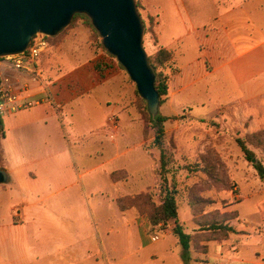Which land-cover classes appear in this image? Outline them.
Instances as JSON below:
<instances>
[{
  "label": "rangeland",
  "instance_id": "374dc122",
  "mask_svg": "<svg viewBox=\"0 0 264 264\" xmlns=\"http://www.w3.org/2000/svg\"><path fill=\"white\" fill-rule=\"evenodd\" d=\"M136 3L144 25V49L147 56L154 59L162 49L154 32L156 18L149 13L150 0H136ZM50 43L51 47L40 59L42 86L78 87L77 81L90 85L93 74L90 78L85 77L86 68H80L81 62L87 60L90 63H107L112 69L108 75L115 82L123 83L128 103L125 112H113L112 106L106 104L103 86L97 85L94 94L84 98L74 118L64 119L63 125L70 137L73 136L72 131L90 134L102 130L107 133L113 142L109 153L112 157L117 152L126 154L128 169L111 173L115 188L100 174L101 170L95 169L94 174L85 175L78 181L82 197L79 193L66 195L61 192L45 202V185L40 169H12L9 181L0 184V264H62L56 255L45 260L36 258L35 243H93L96 247L98 243L105 247L107 243H140L138 230L152 243H172L171 238L154 242L157 240L153 237L163 238L172 231L174 221L152 227L149 219L150 213L161 204L166 188L161 184L160 149L153 145L154 130L146 100L118 59L104 47L101 36L87 16L78 15L60 34L51 37ZM188 55L196 54L190 51ZM94 57L96 60H92ZM203 61L197 70H211V62ZM93 66L90 64L89 67ZM176 69L172 53L169 64L156 67L157 72L168 76L167 86ZM7 75L10 77L13 73L7 71ZM209 88L168 87V96L162 98L164 100L159 107L160 114L172 117L164 124V148L171 158L168 184L172 183V178L175 179L178 221L185 232L193 235V245L199 248L192 246L191 251L197 254L199 262V257L205 254L203 245L230 238L231 233L221 239L225 232L210 230V225L221 223L232 228L236 225L239 189L244 192L246 182L261 188L264 183L254 166L245 160L237 142V139H242L247 143H257L254 135L262 131H252L259 127L262 119H248L242 110L244 107L247 111V105L237 102L238 93L234 87ZM263 106L264 95L249 108ZM110 119L116 120L117 130L110 125ZM121 129L126 134L119 139L116 135ZM141 130L146 141L143 146L138 145ZM4 137L5 130L0 132L1 147ZM261 139L264 141V136L261 135ZM248 147L264 164V146L262 149L254 145ZM106 156L107 150L100 151L99 146L91 142L86 148L76 151V169L82 173L85 167L102 161ZM0 164H4L3 151L0 152ZM144 165L147 166V177L140 173ZM50 178V190L57 189L58 183L63 184L62 179L57 181L55 173ZM108 184V187H103ZM91 186L101 187L95 189L96 196L92 197ZM260 200L263 196L246 200L242 212L251 213ZM98 209L103 211L97 212ZM217 235L221 236L218 240ZM9 239L12 243L8 249L5 242ZM109 264L115 263L110 261Z\"/></svg>",
  "mask_w": 264,
  "mask_h": 264
},
{
  "label": "crops",
  "instance_id": "0c3cea01",
  "mask_svg": "<svg viewBox=\"0 0 264 264\" xmlns=\"http://www.w3.org/2000/svg\"><path fill=\"white\" fill-rule=\"evenodd\" d=\"M149 13L156 18L154 32L158 46L172 53L177 65L168 87H206V90L209 87H234L238 93L237 102L247 105V111L244 107L242 110L248 119H262L252 132L264 131V106L249 108L264 95V0H150ZM190 51L196 55H188ZM203 60L211 62V70H197L198 64H204ZM90 62L80 64V68L87 70L83 74L85 77L90 78L93 74L90 85L77 81L78 87H47L16 74L11 75L7 83L2 79L8 89L38 102L33 108L3 118L2 167L9 179L12 169H40L45 185L44 202L61 192L66 195L79 193L82 197L78 181L85 175L94 174L95 169L101 170L100 174L112 185L111 173L128 169L126 154L117 152L112 157L109 153L113 142L104 131L90 134L72 131L70 137L64 128V119L74 118L84 98L94 94L97 85L103 86L106 104L112 106L113 112L123 113L128 107L123 83L115 82L108 75L109 69L102 73L98 71L96 65L100 61ZM90 64L94 65L93 68L89 67ZM212 78L214 82L210 81ZM69 123L73 125L71 121ZM125 134L121 129L116 136L120 139ZM139 134L138 145L143 146L146 142L143 131ZM91 142L96 143L100 151L107 150V156L80 173L76 169V151ZM141 169V175L147 177V166ZM54 173L57 181L62 179L63 184L58 183L57 189L50 190V176ZM244 185V192L239 189L238 218L236 225H232L234 232L226 241L206 243L208 252L199 257L201 262L197 260V254L190 251L192 264H264V183L262 188L253 183ZM100 188L90 187L92 197L96 196L95 189ZM259 195L263 200L255 204L251 213L242 212L245 201ZM100 211L103 210L97 212ZM138 232L140 243H107L106 247L102 243L97 247L93 243H35L34 256L45 260L56 255L62 264H109L110 261L115 264H183L181 247L172 231L154 241L167 237L172 243H152L145 234ZM5 243L9 249L12 241L9 239Z\"/></svg>",
  "mask_w": 264,
  "mask_h": 264
},
{
  "label": "water",
  "instance_id": "95a60500",
  "mask_svg": "<svg viewBox=\"0 0 264 264\" xmlns=\"http://www.w3.org/2000/svg\"><path fill=\"white\" fill-rule=\"evenodd\" d=\"M75 15L87 16L148 103L159 110L155 76L144 49V25L136 0H0V57L25 52L36 34L56 37ZM9 176L0 169V184Z\"/></svg>",
  "mask_w": 264,
  "mask_h": 264
},
{
  "label": "trees",
  "instance_id": "16d2710c",
  "mask_svg": "<svg viewBox=\"0 0 264 264\" xmlns=\"http://www.w3.org/2000/svg\"><path fill=\"white\" fill-rule=\"evenodd\" d=\"M78 15H75L74 19ZM51 37L48 38V41L50 43ZM51 46V43H50ZM148 62L150 65V68L152 69L154 76H155V89L157 90L159 94V107L162 104L163 100L166 99L168 96V86H167V80L168 76L164 75L162 72H157L156 67L157 66H165L166 64H169L171 62V53L165 49H160L157 52V55L154 59H151L148 57ZM96 69L98 71L105 72L106 70H112L111 67L107 63H98L96 65ZM164 97V99H162ZM147 110L150 114V120L152 124V129L154 130V139H153V145L160 149V178H161V184L165 185L166 193L162 199V202L159 206H157L151 213H150V224L152 227H156L160 224H167L169 221H174V227L172 229L173 234L176 236L178 243L181 247V259L183 264H192V257H191V248L193 245V235L190 233L185 232L183 226L178 221V205L176 201V195H177V185L175 182V179L172 178V183L168 184L167 174L169 170V165L171 163V158L166 153V150L164 148V142H165V126L164 124L172 119V117L164 116L159 113V110L155 116H153L148 107L147 103ZM0 132L4 133V125L3 120L0 117ZM261 135L264 136V132H258L255 133L254 138L257 141V143L253 142H245L242 139H237V142L244 154L245 160L251 163L256 171L258 172V176L263 180L264 182V164L262 160L258 159L255 152L252 151L248 145L252 146L254 145L255 148L259 149L261 146H264V141L261 139ZM261 145V146H260ZM262 149V148H261ZM2 151L0 146V152ZM0 169H5L0 164ZM210 230L219 231L223 230L225 234L223 235V238L219 235H217L216 240L218 238L225 239L226 236L229 233H232L234 229L230 225H222L220 224H212L210 225ZM195 247V246H194ZM196 249L199 247L196 246ZM204 253L208 252V246L203 245L202 246Z\"/></svg>",
  "mask_w": 264,
  "mask_h": 264
},
{
  "label": "built area",
  "instance_id": "2783aa9c",
  "mask_svg": "<svg viewBox=\"0 0 264 264\" xmlns=\"http://www.w3.org/2000/svg\"><path fill=\"white\" fill-rule=\"evenodd\" d=\"M48 36L36 34L27 50L21 54L0 57V117L4 118L22 110L33 108L38 102L25 99L21 92L12 91L5 86L2 79L7 83L9 76L7 71L17 76H26L31 81L41 84L44 82L42 69L40 68L41 57L49 50ZM110 125L117 130V122L110 119ZM158 240V236L153 237Z\"/></svg>",
  "mask_w": 264,
  "mask_h": 264
}]
</instances>
